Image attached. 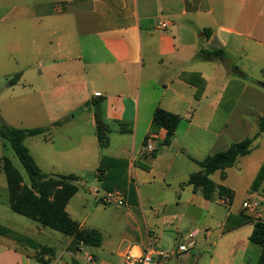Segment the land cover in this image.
Returning <instances> with one entry per match:
<instances>
[{"label": "crops", "instance_id": "1", "mask_svg": "<svg viewBox=\"0 0 264 264\" xmlns=\"http://www.w3.org/2000/svg\"><path fill=\"white\" fill-rule=\"evenodd\" d=\"M249 6V0H0L3 75H18L13 84L8 81L7 91L15 100L31 88L46 124L43 114H34L28 127L51 128L30 137L33 160L47 175L75 176L83 193L103 205H110L102 201L109 192L102 186L107 176L114 186L110 193L120 192L128 208L123 236L109 241L86 227L87 212L78 217L71 205L80 194L75 185L65 211L80 228L99 231L101 245L71 249V238L62 234L63 245L52 247L55 255L48 264H88L87 257L95 264H123L130 248L150 251L155 260L158 251L175 253L164 264H256L261 247L249 236L254 222L264 221V180L255 190L251 186L264 160L255 161L253 151L264 143V133L248 155L223 171V179L221 171L210 175L212 180L217 174L219 181L213 182L209 200L184 184L201 171L199 162L249 137L252 121L264 116V93L254 89L241 93L249 104L227 103L228 81L218 75L216 64H227L229 52L242 47L237 22L246 13L254 17V45L264 46V21L258 22L264 0L254 10ZM199 50L221 55L198 61ZM156 108L178 115L179 123L167 145L161 144L165 131H159L149 153L144 145ZM96 116L109 129L104 147L96 136ZM119 125L129 131L119 132ZM241 171L248 188L238 200L228 178ZM220 186L232 194L227 203L217 193ZM252 197L262 202L257 215L242 208ZM239 216L249 220L234 226ZM180 245L189 252H178ZM20 246L0 239V264H42L33 257L38 250Z\"/></svg>", "mask_w": 264, "mask_h": 264}, {"label": "trees", "instance_id": "2", "mask_svg": "<svg viewBox=\"0 0 264 264\" xmlns=\"http://www.w3.org/2000/svg\"><path fill=\"white\" fill-rule=\"evenodd\" d=\"M206 36L208 35L207 31ZM221 51L204 52L199 50L196 58H206L220 56ZM238 75H245L238 72ZM18 75H15L9 81L13 84ZM204 82L202 80V86ZM196 91V97L199 98L203 87ZM94 104H97L94 102ZM97 117V116H96ZM96 119V136L101 147L107 145L108 142V127L99 116ZM179 123V116L167 112L161 108H156L152 115L150 124L151 134H158L159 131H165V137L161 144H169L174 131ZM54 123L53 125H57ZM257 131L251 136L239 142L232 143L226 150L214 153L198 164L201 171L191 175L184 183L190 185L194 189H200L205 199H210L216 190V186L210 179V175L216 171H221V178H224L223 171L226 168L232 167L239 157L248 155L253 148V142L261 133H264V116L257 119ZM50 127H35V128H16L5 124L0 118V137L9 142L11 148L18 157L20 163L25 169L29 185L23 184V178L19 171L12 165L9 159L3 158L2 172L6 178L8 188V201L10 209L21 216L36 221L43 227L55 230L63 234L65 237L71 238L69 247L74 249L78 245L99 247L102 242V235L95 229L80 228L65 211L66 204L76 194L77 188L72 184L76 180L73 175L50 176L42 173L30 155L28 149L24 145V140L29 137H35L47 133ZM118 131L121 133L128 132L129 129L123 125H119ZM149 136L146 137V140ZM105 158L102 159V164ZM108 177L105 176L102 181V186L105 188ZM264 180V167H261L257 177L252 183V190H255ZM106 189V188H105ZM107 190V189H106ZM217 193L219 196H226L231 200V192L223 186L218 187ZM249 220L246 216H239L233 224L234 226L241 225ZM229 229L226 227L225 230ZM0 234L11 235L7 228L0 226ZM17 242L38 250L39 257L36 260L42 264H48L55 255L54 248L40 245L30 239H25L20 236H13ZM249 241L261 247V254L256 264H264V221L256 220L253 225V230L249 236ZM47 256V259H44Z\"/></svg>", "mask_w": 264, "mask_h": 264}, {"label": "rangeland", "instance_id": "3", "mask_svg": "<svg viewBox=\"0 0 264 264\" xmlns=\"http://www.w3.org/2000/svg\"><path fill=\"white\" fill-rule=\"evenodd\" d=\"M248 1V0H247ZM250 6L254 10L255 4L258 3V0H249ZM9 5L8 7H10ZM247 8V7H246ZM255 16V15H254ZM253 15H248L247 13L237 22V25L242 28L243 36L240 39L242 47L232 49L229 52V57L225 59L231 63L230 70H225L223 62L220 60L216 61V64L219 67L218 75H221L227 80V103L229 104H249L248 97L241 94L243 89L250 88L261 93H264V87L261 86V83H264V46L259 47L254 45L253 39L256 36L255 31L251 30V27L254 23ZM264 21V17H260L258 22ZM261 25H264L260 23ZM201 61L200 59H196ZM2 61L0 62V93L2 92L3 99L0 103V118L1 120L10 126L16 128H30V119L31 115L34 114H43L42 124H46L44 118V112L42 107H40L38 95L34 94L29 87H25L23 91L25 96H21L17 99L11 97V93L7 91V83L14 77V73L11 75H3L5 69H3ZM244 72L245 76L242 77L238 75V72ZM208 75V74H207ZM215 75L216 72H215ZM20 89V88H18ZM29 94V95H27ZM11 97V98H10ZM264 112V111H262ZM74 112H70L72 114ZM252 131L251 137L257 131L256 122L252 121ZM24 145L28 149L31 148V138H26ZM255 154V161L264 160V143H261L259 148L253 151ZM7 158L10 160L12 165L19 171L23 178V184L29 185L28 175L20 163L15 152L11 148L8 141L0 137V226L7 228L11 235H2L0 234V239H4L6 243L19 246L23 245L16 240L13 236H20L25 239H30L32 241H37L40 244L48 245L55 248H61L63 245L65 237L58 231L51 230L47 227H43L38 224L36 221L28 219L24 216L14 213L9 207L8 201V188L6 183V178L2 172V159ZM212 181L217 183L219 181L218 175L215 174L212 177ZM228 182L235 188L237 199L243 198L245 196L246 190L248 188L247 182L248 177L243 171L236 176L233 174L229 175ZM72 184L76 185L79 188L80 194L75 196L72 199L71 205L74 206L78 211V217H82L86 212L88 213V219L86 221V227H92L98 229L107 240L117 242L123 236L124 225L126 222V211L128 208L126 206L118 207L114 204L103 205L98 201L95 202V199L90 197L88 194H84L81 182L75 180ZM114 186L111 184V181L108 179L105 185V188L109 192L113 191ZM119 188V187H116ZM122 188V187H120ZM124 188V187H123ZM140 188V187H139ZM134 186H132V190ZM121 191V189H119ZM122 192V191H121ZM132 191L130 196H132ZM128 194V193H127ZM83 200H81V198ZM85 207L86 210L82 211ZM219 211H223L222 208H218ZM82 213V214H81ZM80 222V219L79 221ZM203 222L198 225V228H202ZM36 227L40 230L37 231ZM213 229L215 224L210 225ZM25 246V245H24ZM27 248H30L26 246ZM32 249V248H30ZM33 250V249H32ZM86 251H92V248L87 247ZM34 258L39 257V255H33Z\"/></svg>", "mask_w": 264, "mask_h": 264}, {"label": "built area", "instance_id": "4", "mask_svg": "<svg viewBox=\"0 0 264 264\" xmlns=\"http://www.w3.org/2000/svg\"><path fill=\"white\" fill-rule=\"evenodd\" d=\"M160 28H165V23H159ZM158 136V134H151L145 142L144 148L147 152L152 153L154 151V139ZM224 203L228 202L226 197L222 198ZM102 201L107 204H115L117 206L124 205V198L122 194L118 191H114L112 193L108 192L102 196ZM262 202L258 197L248 198L246 201L242 203V208L252 214L257 215ZM193 236V235H191ZM178 252L180 253H188L189 247L187 245H180L178 247ZM175 253L166 252V251H158L155 255L158 257V260L154 259L153 253L150 251L142 252L138 249H128V251L123 255V264H164L170 257ZM86 261L88 264H95L91 257H87Z\"/></svg>", "mask_w": 264, "mask_h": 264}, {"label": "water", "instance_id": "5", "mask_svg": "<svg viewBox=\"0 0 264 264\" xmlns=\"http://www.w3.org/2000/svg\"><path fill=\"white\" fill-rule=\"evenodd\" d=\"M225 63H227V64H224V63H223V65H224V69L227 70V69H228V66H229V62L227 61V62H225ZM261 86L264 87V83H261Z\"/></svg>", "mask_w": 264, "mask_h": 264}]
</instances>
